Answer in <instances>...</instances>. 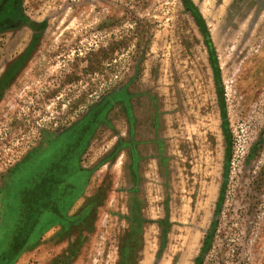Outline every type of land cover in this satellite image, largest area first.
Returning <instances> with one entry per match:
<instances>
[{
    "label": "rangeland",
    "instance_id": "1",
    "mask_svg": "<svg viewBox=\"0 0 264 264\" xmlns=\"http://www.w3.org/2000/svg\"><path fill=\"white\" fill-rule=\"evenodd\" d=\"M191 2L219 80L183 0L16 2L0 30V264H120L133 197L134 264H196L207 239L197 264H264V0ZM88 123L65 220L46 215L3 261L21 193Z\"/></svg>",
    "mask_w": 264,
    "mask_h": 264
},
{
    "label": "trees",
    "instance_id": "2",
    "mask_svg": "<svg viewBox=\"0 0 264 264\" xmlns=\"http://www.w3.org/2000/svg\"><path fill=\"white\" fill-rule=\"evenodd\" d=\"M17 1L18 0L0 1V24L12 16L16 8ZM183 2L186 8L191 12L192 16L195 18L204 34L210 55V61L215 71V77L216 80H219L220 76L217 57L204 21L191 0H183ZM223 120L225 136L229 141L230 134L227 127V117L224 108ZM89 126L90 123L84 125L83 129L80 131L84 132L85 136H77L75 140L67 139V141L63 144H54L53 147L55 149L58 147L56 150L59 151L53 158V162L51 161L52 163L47 165L46 161L44 160L42 167H40L35 172L36 183L30 188L23 190L21 193L20 199L22 200V203L20 204V216L18 220L17 218L14 219V222L17 224L13 229L16 230L14 232H7L6 239L3 238L9 241L10 245L12 246L11 249H8L7 253L2 257L3 261L10 260L22 249L24 244L28 241V239H30H27V236L29 237L30 234H33L38 222L46 215L53 221L57 219L65 220L63 218V214L67 208V205L71 204L76 199L78 193L82 190V187L85 183L86 172L79 168L76 155L77 150L79 149V143L82 141V137H86L87 133L89 132ZM228 165L229 162L227 160V169ZM139 205L138 199L133 197L130 202V217L128 220L130 223L131 233L128 235L127 241L125 243L120 264H134L135 256L130 254L131 251L134 250V237L140 233L142 224L146 222V220L141 215V208ZM209 247L210 239H207L197 263L207 252Z\"/></svg>",
    "mask_w": 264,
    "mask_h": 264
},
{
    "label": "flooded vegetation",
    "instance_id": "3",
    "mask_svg": "<svg viewBox=\"0 0 264 264\" xmlns=\"http://www.w3.org/2000/svg\"><path fill=\"white\" fill-rule=\"evenodd\" d=\"M5 27V24L2 23L0 24V30ZM35 41H30L26 45V49L22 51V54L17 57L13 62L7 63L8 65L6 66L8 70V75L12 76L13 74H20V71L25 67V64L29 62L30 59V54L34 51V46H35ZM83 128H80L77 133H75L73 140L76 139L77 136H82L84 135V132H80ZM83 138V137H82ZM62 144L65 142H61Z\"/></svg>",
    "mask_w": 264,
    "mask_h": 264
}]
</instances>
